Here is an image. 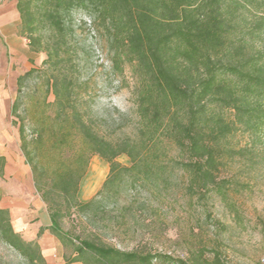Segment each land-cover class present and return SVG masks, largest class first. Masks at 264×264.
<instances>
[{
  "label": "trees",
  "instance_id": "1",
  "mask_svg": "<svg viewBox=\"0 0 264 264\" xmlns=\"http://www.w3.org/2000/svg\"><path fill=\"white\" fill-rule=\"evenodd\" d=\"M17 0L21 35L34 54L44 53L49 69L47 89L55 98L57 120L65 134H78L86 153L77 152L66 165L59 164L47 182L32 168L34 186L46 204L49 230L63 235L60 219L77 213L97 214L102 200L115 198L125 183L159 184L167 190V172L183 176V193L196 205L216 194L225 198L232 180L221 176L224 158L233 150L227 140L238 131L257 135L264 131V51H256L253 39L264 33V18L249 29L235 22L240 9L260 0ZM85 12L106 40L111 68L122 73L131 67L134 80V126L131 134L109 139L79 109L68 36L72 11ZM245 21V19H243ZM235 22V23H234ZM244 24V23H243ZM46 31V32H45ZM248 38V40H246ZM17 79L20 93L23 79ZM219 110L232 112L228 121ZM16 111V102L11 115ZM20 149L28 155L25 128L19 125ZM34 140L41 139L36 134ZM170 150L175 152L169 154ZM124 155L129 166L117 158ZM90 156L109 166L107 178L94 198L77 200L78 185ZM3 163H0V174ZM63 200L57 203L56 198ZM63 207V208H62ZM105 210L103 209V212ZM88 213V215H87ZM65 235V234H64ZM67 237V236H65ZM75 259L83 264H223L217 251L207 258L204 248L187 260L173 259L137 248L119 250L101 240L77 237ZM0 243L28 264H45L39 245L26 242L14 231L9 211L0 208Z\"/></svg>",
  "mask_w": 264,
  "mask_h": 264
},
{
  "label": "rangeland",
  "instance_id": "2",
  "mask_svg": "<svg viewBox=\"0 0 264 264\" xmlns=\"http://www.w3.org/2000/svg\"><path fill=\"white\" fill-rule=\"evenodd\" d=\"M228 1L224 0V5H228ZM87 16L83 11L74 10L68 19L73 30L67 40L74 66L75 89L81 99L79 109L95 123L93 128L99 134L116 139L131 134L136 120L131 67L123 65L121 74L111 68L106 40ZM263 18L264 0H260L252 7L240 9L235 22L250 29ZM253 43L256 51H264V33L256 36ZM45 58L44 53L31 56L29 67L37 72L23 79L20 93L14 92L9 113L0 122V163H3L0 208L10 211L14 231L17 230L14 207L18 209L19 219L30 228L35 226L36 220L30 218L37 206L49 215L35 189L32 168L36 167L42 182H47L57 165L68 164L77 152L86 153L78 134L58 144L65 129L63 121L55 117V98L47 89L46 78L50 72L42 65ZM14 102L16 111L12 116ZM219 111L226 120H232L231 111ZM20 124L25 128L26 156L20 149ZM5 133L11 139L4 138ZM36 134H40L41 139L34 140ZM227 146L233 154L231 158H224L220 175L233 183L225 198L213 194L204 205H196L183 193L184 179L177 171L164 174L170 186L165 190L159 184L160 192H156L154 185L124 183L115 198L102 200L96 207L99 208L96 215L91 213L87 218L72 213L62 217L59 222L61 237L49 230L60 248L45 264H83L70 262L77 258L74 253L77 237L101 240L123 251L137 248L168 255L175 260H187L204 248L207 258L217 251L223 264H264V131L257 135L238 131L229 137ZM174 153L170 150L169 154ZM117 161L129 166L124 155ZM7 162H12L10 173L4 171ZM19 169L26 174L19 173ZM108 172L109 166L103 159L90 156L78 185L77 200L85 203L94 198ZM55 201L63 203L58 197ZM20 235L29 242L25 231ZM0 264L28 263L0 243Z\"/></svg>",
  "mask_w": 264,
  "mask_h": 264
},
{
  "label": "crops",
  "instance_id": "3",
  "mask_svg": "<svg viewBox=\"0 0 264 264\" xmlns=\"http://www.w3.org/2000/svg\"><path fill=\"white\" fill-rule=\"evenodd\" d=\"M17 0H0V122L10 110L11 99L17 90V79L28 72L31 67L32 53L26 39L21 35V22L16 8ZM7 133L4 138H8ZM10 138V137H9ZM11 139V138H10ZM4 171L10 173L12 162L5 163ZM19 173H24L19 169ZM36 211H32L31 220L35 221V226L29 227L17 215V207H14L15 232H26L29 242H36L45 262L51 261L52 256L59 252V244L49 233L51 225L49 215L45 209L37 206ZM12 208H9L11 210ZM10 212V211H9ZM41 232V233H40Z\"/></svg>",
  "mask_w": 264,
  "mask_h": 264
}]
</instances>
